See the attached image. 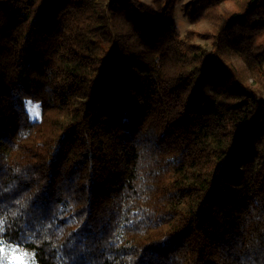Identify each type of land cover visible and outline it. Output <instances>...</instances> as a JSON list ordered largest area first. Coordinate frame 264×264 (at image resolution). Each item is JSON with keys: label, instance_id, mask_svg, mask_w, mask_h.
Segmentation results:
<instances>
[{"label": "trees", "instance_id": "trees-1", "mask_svg": "<svg viewBox=\"0 0 264 264\" xmlns=\"http://www.w3.org/2000/svg\"><path fill=\"white\" fill-rule=\"evenodd\" d=\"M179 1L0 0V243L264 264V0Z\"/></svg>", "mask_w": 264, "mask_h": 264}, {"label": "rangeland", "instance_id": "rangeland-1", "mask_svg": "<svg viewBox=\"0 0 264 264\" xmlns=\"http://www.w3.org/2000/svg\"><path fill=\"white\" fill-rule=\"evenodd\" d=\"M142 3L154 7L155 0H140ZM189 0H180L176 4L175 9V20L177 22V27L180 35L182 37L186 36L189 32L199 33L200 31L209 28L210 25L203 19V12L199 13V15L195 19H191L189 15L188 9ZM197 42L205 44L206 42L200 38H196ZM234 61L236 64L244 71V73L248 76L250 81H252V77L247 66L243 63L242 60L237 58L234 55ZM264 78V77H263ZM260 86V84H258ZM31 114L33 118H37L39 109L37 105L31 106ZM0 264H35L31 256L27 252L20 250L19 248L13 245H6L4 243H0Z\"/></svg>", "mask_w": 264, "mask_h": 264}, {"label": "snow or ice", "instance_id": "snow-or-ice-1", "mask_svg": "<svg viewBox=\"0 0 264 264\" xmlns=\"http://www.w3.org/2000/svg\"><path fill=\"white\" fill-rule=\"evenodd\" d=\"M0 223H2V221H0Z\"/></svg>", "mask_w": 264, "mask_h": 264}]
</instances>
